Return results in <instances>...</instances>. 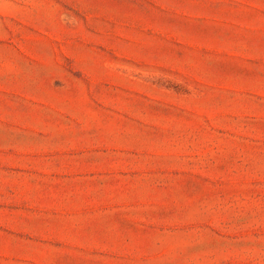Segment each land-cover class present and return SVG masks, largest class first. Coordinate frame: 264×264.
I'll return each instance as SVG.
<instances>
[{"label": "rangeland", "instance_id": "374dc122", "mask_svg": "<svg viewBox=\"0 0 264 264\" xmlns=\"http://www.w3.org/2000/svg\"><path fill=\"white\" fill-rule=\"evenodd\" d=\"M143 2L0 0V171L4 158L17 156L14 147L47 145L45 134L133 137L149 150L179 144L187 147L186 169L180 177L173 169L156 174L164 179L156 194L169 204L132 232L140 251L89 255V263L69 255L78 259L72 264H264L257 121L212 111L207 93L195 104L207 84L132 57L153 49L141 40L147 29L136 24ZM13 188L0 182V198L18 197ZM24 223L13 216L0 223V264H57L62 255L48 262L50 255L23 251Z\"/></svg>", "mask_w": 264, "mask_h": 264}, {"label": "crops", "instance_id": "0c3cea01", "mask_svg": "<svg viewBox=\"0 0 264 264\" xmlns=\"http://www.w3.org/2000/svg\"><path fill=\"white\" fill-rule=\"evenodd\" d=\"M143 1L136 24L147 29L141 40L153 49L132 57L207 84L195 104L207 93L212 111L255 120L253 135L264 137V0ZM43 136L47 145L14 147L17 156L4 158L0 171L3 189L18 192L0 198V223L24 219L23 251L50 255L48 262L62 255L54 259L59 264L78 261L69 255L89 263V255L139 252L129 238L169 204L156 194L164 183L156 174L173 169L180 177L187 147L149 150L133 137ZM164 156L178 163L165 164Z\"/></svg>", "mask_w": 264, "mask_h": 264}]
</instances>
